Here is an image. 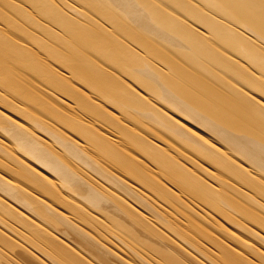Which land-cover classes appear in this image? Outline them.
I'll return each instance as SVG.
<instances>
[{
  "label": "bare ground",
  "instance_id": "bare-ground-1",
  "mask_svg": "<svg viewBox=\"0 0 264 264\" xmlns=\"http://www.w3.org/2000/svg\"><path fill=\"white\" fill-rule=\"evenodd\" d=\"M0 264H264V0H0Z\"/></svg>",
  "mask_w": 264,
  "mask_h": 264
}]
</instances>
